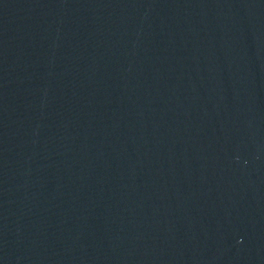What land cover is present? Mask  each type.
<instances>
[{"label": "water", "instance_id": "obj_1", "mask_svg": "<svg viewBox=\"0 0 264 264\" xmlns=\"http://www.w3.org/2000/svg\"><path fill=\"white\" fill-rule=\"evenodd\" d=\"M0 264H264V0H0Z\"/></svg>", "mask_w": 264, "mask_h": 264}]
</instances>
